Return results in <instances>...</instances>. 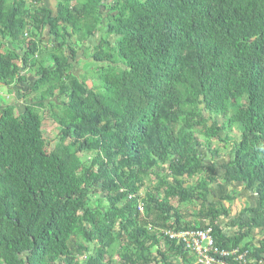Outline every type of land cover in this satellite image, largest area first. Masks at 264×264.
<instances>
[{"label":"trees","instance_id":"obj_1","mask_svg":"<svg viewBox=\"0 0 264 264\" xmlns=\"http://www.w3.org/2000/svg\"><path fill=\"white\" fill-rule=\"evenodd\" d=\"M83 1L69 9L57 0L55 16L44 3L39 20L25 3L0 0V85L12 84L25 101L20 112L0 110V264H78L76 256L88 250L71 245L76 231L93 246L83 264H111L108 251L123 239L135 252L121 253L119 264H169L185 253L195 258L181 239L165 235L189 230L166 224L172 209L154 197L144 205L138 199L144 177L164 166L167 200L190 202L183 179L203 169L218 170L225 183L253 193L255 207L241 210L231 235L217 227L228 211L212 205L211 225L201 231L210 230L216 251L243 256L240 263L234 255H216L224 264H262L264 0ZM44 26L53 47L66 46L70 58L47 53L34 77L20 76L15 63L21 71L35 68L39 37L33 31ZM96 34L111 41H96ZM71 37L92 48L91 61L100 67L92 90L72 73L61 80L77 57ZM42 87L39 98H30ZM61 97L66 101L58 105ZM41 108L60 128L48 151ZM177 121L182 125L174 129ZM198 128L205 144L193 135ZM225 128L238 129L240 137L220 165L210 141L221 142ZM89 153V168L78 172L79 155ZM196 188L205 203L206 183ZM93 191L102 193L105 205L98 199L94 209L85 207ZM254 231L262 239L245 246Z\"/></svg>","mask_w":264,"mask_h":264},{"label":"rangeland","instance_id":"obj_2","mask_svg":"<svg viewBox=\"0 0 264 264\" xmlns=\"http://www.w3.org/2000/svg\"><path fill=\"white\" fill-rule=\"evenodd\" d=\"M19 1L25 3V9H28L32 17L36 19H42L40 15H42V5L44 3H46L47 7L52 11L53 16H55L57 0H39L38 2H35L34 0ZM84 2L85 1L83 0H65L64 5H67L69 9H72L73 7H76ZM120 2L121 0H107L105 2V5L113 6L116 3L120 4ZM60 27L63 26L61 24H57V28L59 29ZM65 28L69 32L70 26H65ZM99 30H101V28H99ZM33 32L36 33V35L39 37L37 40L39 44L37 51L39 53L34 56L33 60L35 68L33 69L24 66V71H21L19 69L21 68L19 62L15 63L19 75L24 76L28 79L35 76V71L37 69L36 67L39 66V60H41L47 53H54L61 57H65L68 59L70 58V53L66 46L61 48L60 50L53 47L55 46V42H52V40L48 36V29L45 26ZM94 39L96 41L100 39H108V41H111V38L109 39L106 38V36L99 34H96L94 36ZM68 43L69 48H71L75 52L77 51V57L72 62H70L72 66H68L67 69H65L61 80H66L68 74L72 73L76 77H79L88 89L92 90L96 87V82L94 81V77L92 75L94 74V71L96 69L100 68L99 65L94 64L91 61V55L93 53L92 48L85 44L79 43L78 41H76L75 37L69 38ZM5 53L6 51L2 49V54ZM47 65L50 66L51 63L48 62ZM105 72L107 74L112 73V71L108 69H105ZM45 88L46 87L40 88V90L34 95L30 96V98H39L40 92H43ZM16 91L18 90L15 89L12 84L0 85V110L5 109L6 107H11L20 112L23 109L25 101L21 97L22 93ZM53 99L54 98H51L50 100ZM55 100L57 101L56 103L58 105H61L66 101L62 97L55 98ZM56 112L60 114L62 110H57ZM37 113L41 121V133L43 139L46 141V151H48L56 143L57 138L60 134V128L53 122L50 117L49 111H47L46 108L38 109ZM181 125L182 122L177 121L176 123H174L173 128L177 129ZM199 131L201 130L198 128L195 132H193V135L196 139H198L200 143L205 144L206 140L200 135L201 133ZM220 136L221 138H223L221 142L211 140L210 148L212 152H217V163L223 165L231 154L233 144L237 143V141L239 140L240 134L239 130L236 128H225V130L221 132ZM224 144L225 146H223ZM92 156L93 153L79 155V158L82 161V165L79 168L78 172H83L84 170L89 168ZM209 157H211V154L209 156L206 155V165L211 161V158ZM165 168L166 167L164 166L161 167V169H153L148 172L147 177H144L143 179L142 187L140 188V190H138L137 193L138 199L142 201L143 205L147 203L148 198L154 197L157 203H166L172 209L170 218L166 221L167 225H174L175 223H178V226L180 228H188L189 230L201 231V229L209 227L211 225V221L207 217V213H209V206L212 205L216 209L223 208L228 211V217L225 219H221L217 223V227L219 228V230L228 237L235 231V229L230 226V223L239 217L241 210H243L244 208L251 209L255 207V195L253 193L244 191V189H242L241 187L235 188L232 184L225 183L223 181L221 172H219L218 170H216L214 174H209L208 171L203 169V171H199L191 179H183L182 187L188 189V194L192 196V200L190 202L181 203L177 199L167 200L164 198V194L162 193L164 185L170 184V177L167 176ZM92 171L94 174L96 169L94 168L92 169ZM208 177H213L212 182H209ZM200 180H203L206 183L208 189V195L206 196L205 203L200 200L199 194L197 192L198 189L196 188V184ZM98 199L101 200L102 205L106 204V200L103 198L102 193H100L99 191L91 192L86 198L85 207L94 209L96 201ZM139 203L141 204V202ZM176 217L179 218V221H176ZM261 239L262 234L258 231H254L252 233V236L250 237V241L244 240V244L245 246L250 244L252 246H257V242ZM247 242L250 244H247ZM71 245L83 246L88 250L86 253H82L81 256H76V262L78 264L85 263L92 255L93 246L84 244L81 231L74 232L71 238ZM124 251L130 252L131 254H134L135 252L134 248L131 246L129 240L127 239L118 241V243H116V245L110 251H108L106 260H109L111 264H119V255ZM169 264H198V262L191 255L185 253L183 257H170ZM262 264H264V262Z\"/></svg>","mask_w":264,"mask_h":264},{"label":"built area","instance_id":"obj_3","mask_svg":"<svg viewBox=\"0 0 264 264\" xmlns=\"http://www.w3.org/2000/svg\"><path fill=\"white\" fill-rule=\"evenodd\" d=\"M139 211L141 208L139 206ZM165 235L169 239H181L186 246V249L190 250L198 262V264H224L217 257H226L228 255H234L236 260L242 261L243 256H237V251L231 253L218 252L213 248L211 238L209 236V231L205 232H166ZM241 263V262H240Z\"/></svg>","mask_w":264,"mask_h":264},{"label":"clouds","instance_id":"obj_4","mask_svg":"<svg viewBox=\"0 0 264 264\" xmlns=\"http://www.w3.org/2000/svg\"><path fill=\"white\" fill-rule=\"evenodd\" d=\"M185 231H189V232H205V231H209V232H210V230H208V229L205 230V231H192V230H191V231H190V230H185ZM182 232H184V231H182ZM209 236H210V235H209Z\"/></svg>","mask_w":264,"mask_h":264}]
</instances>
